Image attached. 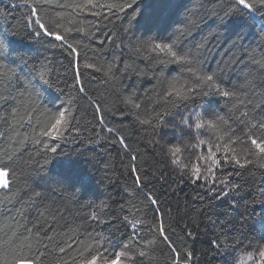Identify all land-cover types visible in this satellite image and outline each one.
<instances>
[{"label":"trees","instance_id":"trees-1","mask_svg":"<svg viewBox=\"0 0 264 264\" xmlns=\"http://www.w3.org/2000/svg\"><path fill=\"white\" fill-rule=\"evenodd\" d=\"M85 3L0 0V166L16 174L0 188V264H85L98 250L103 264L125 246L128 264H264L260 161L240 168L216 151L227 137L209 127L197 135L183 123L194 125L196 113L205 124L224 117L230 147L242 158L251 147L248 122L264 121V8L226 17L235 0L75 7ZM33 9L64 40L36 37ZM155 44H172L191 64L153 51ZM205 75L214 77L212 89L197 82ZM52 125L59 136L43 135ZM209 149L218 166L202 159ZM221 189L229 195L218 196Z\"/></svg>","mask_w":264,"mask_h":264},{"label":"snow or ice","instance_id":"snow-or-ice-1","mask_svg":"<svg viewBox=\"0 0 264 264\" xmlns=\"http://www.w3.org/2000/svg\"><path fill=\"white\" fill-rule=\"evenodd\" d=\"M235 3L238 5V7L232 9L230 13H225L226 17L229 15H239V14L251 15L254 17L256 11H258L260 8H264V0H235ZM92 4H93V0H87V3H85L83 5H76L75 7L86 8ZM107 6L109 8H112V7L122 8V5H120V4H109ZM31 15L36 17L34 20L29 21V24L34 23L35 25L38 26L34 30L36 37L39 38L41 36H45V37H52V38H54L55 41L64 40V37L57 34L56 31H54L52 28H50L48 24L44 23L43 20L39 18L37 10L33 9ZM56 26L59 27L60 25H56ZM261 30H264V22H261ZM65 31H68V29H65ZM69 47H72V46L69 45ZM156 50H159L160 52H166L176 62H179L182 64H191V61L189 60L187 54H184V55L178 54V52L174 50L172 44H155L153 51H156ZM161 62H163V61H161ZM259 63H261V66L264 67V61H261ZM109 70H111V66H110ZM188 71L193 72V69L191 67H189ZM41 75H43V74L41 73ZM197 82L198 83H205L208 85L209 89H212L214 86V77L212 75L198 76ZM187 91L192 92V91H194V89L189 88ZM217 91L219 92L220 95H222L224 97H233L234 96V93L229 92V91H220L219 89H217ZM173 92L177 97H180L182 99L187 98V96H185L179 89H176L175 87H173ZM172 94L173 93H169V95H172ZM127 103L132 104L131 98H128ZM133 107L138 108L139 105L133 104ZM233 107L236 108L237 106L233 105ZM195 115H196V120H195L194 125L190 124L188 122V119L185 118V120L183 121L185 128H188L191 131L194 127L197 135H199L201 129H203L205 127H209L215 133L220 134L218 136L219 139L223 140L224 137H227V141H225L222 145L221 144L215 145L216 151H220L221 149H223L226 153L229 154L230 160L232 162H234L236 165H238L240 168H244L247 165H252V164L256 163V160H259L260 163L258 164V166L260 168L264 169V136L256 138L254 133L251 132V129H260L261 131H264V121H258L256 123H251V121L248 122L249 126H250V131L247 135H248V139L250 140L251 147L246 146L243 149L244 156L242 158L238 153L235 152V149H232L230 147L233 133H231L230 127L227 126V120L224 117H218L215 122H213L211 124H205V123L201 122V120L199 118L200 117L199 113H196ZM64 116H65L64 113H60L59 119L57 120V123L60 122V119H64ZM241 116H243L247 120L249 114H248V112H242ZM157 119H158V121L163 122V118L161 116H159V114L157 116ZM65 123H67L66 120H65ZM141 123L142 124H150L151 121L148 119H145V120H142ZM226 127H228L227 131L224 130ZM52 129H53L52 132L45 130L42 134L43 135L59 136V132L56 131L55 125H52ZM121 143H123V141H121ZM199 143L204 144V143H206V141L200 140ZM51 151L56 152V148L55 147L51 148ZM180 151H181V149L179 147H174L173 149H170V152L173 156H175ZM249 156L254 157L255 159H249L248 158ZM202 159L211 160L212 165L218 166L220 164V160L216 158V152H213L211 149H209L208 156L202 157ZM242 159H243V162H242ZM172 163L174 165L180 166L182 169L186 167L185 165L182 164V162L179 159H173ZM133 171H135V169H133ZM207 171L211 173L213 171V168L210 166L207 169ZM200 172H201V170H200V167L198 165H192L191 166V175L199 177ZM15 179H16V174H15L14 170L8 169L6 166H0V188H2V189L9 188L10 183L15 182ZM136 183H138V184L141 183L139 176L136 177ZM238 187H239L238 185L234 186L233 191L235 190V188H238ZM221 194L224 197H227L229 195V193L224 192L223 189H221V193H218L217 195L220 196ZM149 199L151 200V202L153 204L156 203L155 199H153L151 197H149ZM96 218H97L96 215L93 214V219H96ZM124 220L127 221V217H124ZM130 223H131V226L133 228L136 227V222H130ZM158 230L161 233H163L162 227L159 228ZM148 243L154 244L155 240H149ZM214 243L218 249L221 247V245H224L225 247H227V245L224 243V241H217ZM129 247L130 246H125L124 251L117 252L115 254V256H116L115 261L104 260L103 264H117V261L119 262V264H128V260L124 259V257L128 256ZM60 251L63 252L64 249L61 248ZM139 255L144 256L145 253L141 251L139 253ZM101 256H102V253L98 250L96 255H93L90 260L85 261V264H96L97 259ZM260 256L264 257V251L260 252ZM129 259H130V257H129ZM15 264H23L22 259L18 258L15 261Z\"/></svg>","mask_w":264,"mask_h":264},{"label":"rangeland","instance_id":"rangeland-1","mask_svg":"<svg viewBox=\"0 0 264 264\" xmlns=\"http://www.w3.org/2000/svg\"><path fill=\"white\" fill-rule=\"evenodd\" d=\"M23 264H31L30 262H23Z\"/></svg>","mask_w":264,"mask_h":264}]
</instances>
